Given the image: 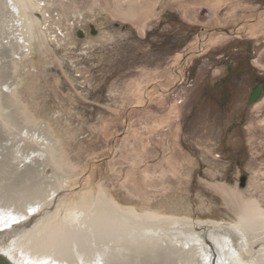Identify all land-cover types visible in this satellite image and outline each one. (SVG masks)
I'll return each instance as SVG.
<instances>
[{
  "label": "rangeland",
  "instance_id": "1",
  "mask_svg": "<svg viewBox=\"0 0 264 264\" xmlns=\"http://www.w3.org/2000/svg\"><path fill=\"white\" fill-rule=\"evenodd\" d=\"M17 3L0 0V103L13 94L20 115L2 111L0 139L25 129L57 140L67 186L216 221L197 231L244 249L234 210L250 199L264 210V94L248 101L264 73V0ZM226 64L234 98L221 108L202 90Z\"/></svg>",
  "mask_w": 264,
  "mask_h": 264
},
{
  "label": "bare ground",
  "instance_id": "2",
  "mask_svg": "<svg viewBox=\"0 0 264 264\" xmlns=\"http://www.w3.org/2000/svg\"><path fill=\"white\" fill-rule=\"evenodd\" d=\"M17 2L20 9L33 10L29 0ZM29 21L35 24L36 18ZM13 96L4 97L0 115L10 111ZM26 120V126L35 124L33 118ZM11 131L0 139V256L9 264H264V244L256 246L264 242V210L254 199L234 210L239 224L233 228L244 249L231 253L227 235L197 231L207 224L221 227L216 221L137 211L101 189L67 186L57 140L25 129ZM48 162L54 175L38 174L37 167Z\"/></svg>",
  "mask_w": 264,
  "mask_h": 264
},
{
  "label": "flooded vegetation",
  "instance_id": "3",
  "mask_svg": "<svg viewBox=\"0 0 264 264\" xmlns=\"http://www.w3.org/2000/svg\"><path fill=\"white\" fill-rule=\"evenodd\" d=\"M236 68L232 65L226 64L224 72L218 73L213 78L211 83L206 84L202 90L204 93H212L213 98L216 100L221 108L231 106L234 98L233 82L235 78ZM264 94V73L258 72L253 75L251 90L249 93L248 101L253 104Z\"/></svg>",
  "mask_w": 264,
  "mask_h": 264
},
{
  "label": "water",
  "instance_id": "4",
  "mask_svg": "<svg viewBox=\"0 0 264 264\" xmlns=\"http://www.w3.org/2000/svg\"><path fill=\"white\" fill-rule=\"evenodd\" d=\"M0 264H9L4 258L0 256Z\"/></svg>",
  "mask_w": 264,
  "mask_h": 264
}]
</instances>
